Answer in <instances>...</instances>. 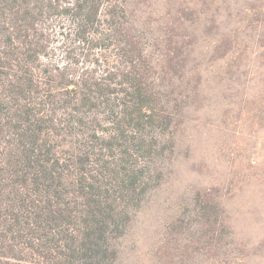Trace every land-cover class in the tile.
I'll return each mask as SVG.
<instances>
[{
    "label": "trees",
    "instance_id": "16d2710c",
    "mask_svg": "<svg viewBox=\"0 0 264 264\" xmlns=\"http://www.w3.org/2000/svg\"><path fill=\"white\" fill-rule=\"evenodd\" d=\"M247 8L261 24L264 70V0ZM130 14L126 0H0V264H117L114 239L202 82L196 70L175 100L160 83L186 71L195 36L173 23L160 71ZM240 31L215 48L231 82L250 47ZM201 215L195 243L216 252L225 224L208 204Z\"/></svg>",
    "mask_w": 264,
    "mask_h": 264
},
{
    "label": "rangeland",
    "instance_id": "374dc122",
    "mask_svg": "<svg viewBox=\"0 0 264 264\" xmlns=\"http://www.w3.org/2000/svg\"><path fill=\"white\" fill-rule=\"evenodd\" d=\"M126 1L160 71L173 23H185L195 36L184 55L186 71L170 72L162 87L176 100L193 88L196 70L202 82L200 93L190 92L177 111L169 142L150 171L153 180L125 232L114 239L116 263L264 264V70L256 53L261 24L254 20L256 8H247L257 0ZM188 8L194 13L186 17L182 10ZM237 28L250 47L231 82L226 58H215V48ZM62 54L58 50L56 58L65 63ZM207 204L211 221L225 224L216 226L224 244L204 254L195 241Z\"/></svg>",
    "mask_w": 264,
    "mask_h": 264
}]
</instances>
